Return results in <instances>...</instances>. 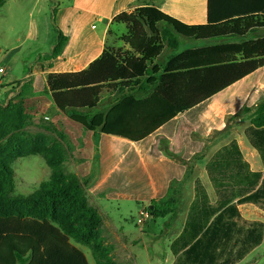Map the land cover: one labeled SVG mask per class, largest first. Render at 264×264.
<instances>
[{"label": "trees", "instance_id": "obj_1", "mask_svg": "<svg viewBox=\"0 0 264 264\" xmlns=\"http://www.w3.org/2000/svg\"><path fill=\"white\" fill-rule=\"evenodd\" d=\"M5 1L0 0V6ZM112 23L125 26L119 40L126 49L105 46L85 69L46 76L55 107L68 111L69 119L87 131L131 142L159 130L171 134L178 114L191 118L193 109L264 67V37L187 49L168 56L164 64L154 63L164 49L178 47V36L243 39L264 29V0H207V21L200 25L184 24L152 6L120 13ZM65 42L59 33L51 51L40 59L59 55ZM105 90L114 93L111 104L91 113ZM135 91L141 97L133 95ZM23 103L16 98L0 103V264H89L74 243L86 246L96 264H104L112 247L102 244V219L88 203L82 182L63 168L69 155L61 135L44 125L39 129L48 137H26ZM242 133L264 163V100ZM186 141L195 148L200 145ZM30 155L43 158L49 178L27 195L15 194L12 164ZM204 170L215 203L195 177L183 227L169 245L172 264H237L264 238V223L242 219L237 208L249 203L264 212V172L250 169L235 139L218 148ZM177 202L174 195L151 201L148 217L168 216L172 221Z\"/></svg>", "mask_w": 264, "mask_h": 264}, {"label": "crops", "instance_id": "obj_2", "mask_svg": "<svg viewBox=\"0 0 264 264\" xmlns=\"http://www.w3.org/2000/svg\"><path fill=\"white\" fill-rule=\"evenodd\" d=\"M145 6L155 7L187 25H200L207 21V0H72L68 5V11H72V15L65 25L67 35L62 33L60 25L55 24V36L46 38L49 49L42 51L44 54L49 53L57 35L61 33L66 37L61 53L46 59L49 61L46 65L38 61L29 66L24 65L21 77L13 74L16 69L13 60L8 78L1 81L0 103L5 105L16 95H27L28 100L25 101H30L35 110L37 109L32 114L31 121L39 123L44 119L47 126H51L61 135L69 155L63 168L65 172L76 175L82 182L88 203L96 208L102 222L103 214L107 215L106 205L111 201L138 202L141 205L137 209L139 213L151 201L176 196L178 202L174 218L172 221H164L160 232V236L166 238L164 244L169 251L170 243L183 227L193 198L191 185L195 177L202 181L210 203H215L214 191L207 179L204 165L218 148L235 139L250 169L264 172L263 161L256 151L248 146L242 133L250 124L253 111L264 100V67L226 87L207 100L202 108L193 109L191 118H187L184 112L178 114L174 118L171 134L159 130L140 142H131L103 135L99 131L85 130L69 119L68 111H60L55 107L46 85V76L52 72L70 73L85 69L101 54L105 46L114 50L126 49L127 46L119 40V32H124L125 26L113 24L112 19L120 13H129ZM93 22L96 23L95 26ZM83 27L90 29V32L84 33ZM38 32L36 27L28 36L44 41V38H39ZM248 35H251L249 39L264 37V29L253 30ZM245 38L215 39H222L223 42L219 44H224L248 40ZM213 45L218 44L188 49ZM171 51L164 49L163 53L166 52L167 56L163 62H159L160 56L154 63L164 64L166 58L172 56ZM40 52V48L35 49L36 60H40V55H44ZM6 59L5 56L2 57V61ZM18 82H21V85L15 86ZM113 98L114 93L111 90L103 91L96 108L90 112L105 111ZM243 108H246V111ZM33 128L36 129L34 126ZM186 140L200 145L196 148L189 146ZM182 199L186 200L184 215L180 218L179 227L171 234L178 219ZM237 208L242 219L264 223V212L254 205L241 204ZM164 218L168 219V216ZM106 227L113 236L124 235L122 227L117 228L113 222ZM74 246L83 252L90 264V250L78 243H74ZM158 257L162 260L160 264H172L174 261L170 251Z\"/></svg>", "mask_w": 264, "mask_h": 264}, {"label": "rangeland", "instance_id": "obj_3", "mask_svg": "<svg viewBox=\"0 0 264 264\" xmlns=\"http://www.w3.org/2000/svg\"><path fill=\"white\" fill-rule=\"evenodd\" d=\"M72 0H6L0 6V67L4 69L3 76L0 75V81L8 78L11 64L15 63L13 74L21 77L23 66H29L37 61L46 65L49 61L45 59L36 60L35 49L40 48L47 51L49 44L48 36H55L54 25H60L62 33L66 36V22L70 21L72 11H68V5ZM70 16V17H69ZM87 21V20H82ZM95 26L96 23L93 22ZM84 26V25H83ZM38 29L39 38L33 39L28 35L35 28ZM90 32V29L83 27V32ZM126 31V30H125ZM119 32V34H124ZM248 35L245 39H249ZM179 45L172 50V55H178L185 49L197 46H207L219 44L222 39L194 40L178 36ZM7 58L2 61V57ZM167 56L164 52L159 62H163ZM14 60V63H13ZM162 64V63H161ZM3 77V78H2ZM133 95L141 97L137 91ZM26 96V97H25ZM22 100L24 110L27 114L28 127L25 129L26 137L36 138V136H46L39 127L45 124L44 119L39 123L32 122V114L36 112L32 104L26 102L27 95L10 98L9 100ZM31 126V127H30ZM33 126L36 128L34 129ZM14 172V193L18 195H27L37 188L38 184L49 178V169L43 158L39 155H30L15 159L12 164ZM192 186V185H191ZM192 190V187H191ZM185 199L180 201L178 209V219L172 227L171 234L179 227L180 218L184 215ZM141 205L133 200L111 201L106 205L107 215L103 214L104 222H101L98 228V235L102 240L104 247H112V251L107 252L104 264H160L162 261L158 255L169 252L165 247L166 238L160 236L163 222L167 218L150 219L147 217L142 224H137L140 218L137 209ZM110 217L111 219L107 218ZM113 222L117 228L122 227L124 235L113 236L110 234L106 225ZM118 239V240H117ZM165 243V244H164ZM127 247V249H125ZM115 248V249H113ZM90 264H96V258L89 257ZM112 262V263H111ZM239 264H264V241L261 245L250 252Z\"/></svg>", "mask_w": 264, "mask_h": 264}, {"label": "built area", "instance_id": "obj_4", "mask_svg": "<svg viewBox=\"0 0 264 264\" xmlns=\"http://www.w3.org/2000/svg\"><path fill=\"white\" fill-rule=\"evenodd\" d=\"M4 74V69L2 67H0V75L3 76ZM21 85V82H18L15 84V86H19ZM0 86H1V81H0ZM138 215L140 216L139 219H137V224H142L144 222V220L148 217V212L146 210V208L142 209Z\"/></svg>", "mask_w": 264, "mask_h": 264}]
</instances>
